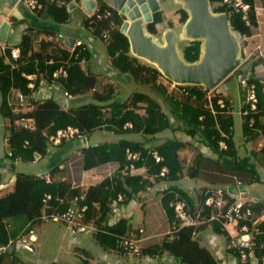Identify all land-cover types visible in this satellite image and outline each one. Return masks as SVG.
Returning <instances> with one entry per match:
<instances>
[{
	"label": "trees",
	"instance_id": "trees-1",
	"mask_svg": "<svg viewBox=\"0 0 264 264\" xmlns=\"http://www.w3.org/2000/svg\"><path fill=\"white\" fill-rule=\"evenodd\" d=\"M39 1L42 3V8L36 12L38 17L58 18L61 23L68 19L67 8L52 4L48 0ZM208 1L214 13L225 12L228 15L231 29L238 31L242 36L249 34L251 27L255 25V13L249 4L250 0H244L250 6V25H246L241 14L224 4L222 0ZM108 10L111 15L100 22L104 25L103 27L108 28V38L98 36L104 41L107 53L111 55L112 66L123 74V76L117 75V78L124 79L125 82L122 84L134 82L142 89L134 90L118 98L119 88L116 84L101 83L97 75L81 67L80 63L88 55L87 49L78 58H74L69 57L68 52L59 44L54 46L43 39L35 47L33 40L37 39V33L27 28L18 43L20 58L17 60L9 58L10 62L6 61L8 49H5L4 56H0V118H5L9 122L8 143L11 158L24 162L33 161L37 156L42 159L50 146L48 136L68 125L78 127L86 133L102 128L114 134H134L140 137L135 140L123 137L115 142L99 143L83 148L86 166L109 161H117L120 164L119 169L110 177L97 185L88 187L84 194L67 190L63 182H56L52 178L50 182H45L36 173H17L13 190L0 197V246L9 245L10 247L20 234L24 235L33 227L41 225L44 222L41 219L42 214L65 210L67 207L59 204V198L70 193L78 194L76 204L87 206L83 213V221L92 223L98 228L96 232H93L97 241L105 248L114 249L117 236L130 230L125 219H120L113 225L107 224L112 202L118 194L124 195V204H126L133 198H140L139 193L152 188L154 183L159 181L178 182L183 178L185 171L190 177H195L196 170L186 168L179 157L180 150L186 147L185 142L173 137L160 140L158 135L165 131L176 133L182 130L188 137L198 138V142L217 154L218 163L222 162L232 170L248 173L250 183L260 181V176L253 164L254 156L246 153L241 157L238 152L244 148L245 142L253 141L259 135L264 138V83L253 76L254 64L250 57L242 56L250 66L248 83L249 85L253 83L255 86L257 102L256 108L251 110L247 102L249 91L242 89L245 95L239 112L242 117L240 129L243 142L238 145L231 133L235 117L231 100L226 98L224 93H218L216 89L208 91L202 85L177 86L179 94L169 92L166 88L167 81L169 83L171 81L166 79L157 68L142 65L130 55L129 40L120 31L124 16L112 7ZM97 11L102 12V9L99 8ZM178 12L184 23L188 13L181 8ZM161 20L160 12H155L152 21L147 24L149 33H156L155 25ZM97 28L98 26L94 32ZM47 34L48 32L45 35ZM201 43V40H193L183 47L182 57L186 62H195L200 58ZM31 61H35L33 67L25 71L19 70L20 65ZM60 66L66 69L68 76L66 79L60 78L54 81L52 74ZM235 71L229 76L236 75ZM23 73L36 74L35 90L40 87V84L47 83V85L61 88L64 93L72 96L90 90L92 94L86 103L75 109H65L52 95L36 99L30 97L31 90L27 87L29 81ZM182 89L188 94L181 91ZM145 90L150 92L144 93ZM12 91L29 96L26 104L32 106L29 114L35 120L34 130L30 131L19 126L18 120L22 112L15 111L16 104L8 102V96ZM153 91L155 95L151 96L149 93ZM219 99L223 100V107L218 104ZM245 110H248L247 114L243 113ZM251 119L252 123H250ZM127 123L130 127H125ZM220 140L225 142L226 149L219 148ZM25 141L28 145L24 144ZM64 141L60 144H64ZM150 141L152 145L147 147ZM126 149L137 153L138 158L127 159ZM152 151H156L163 157L162 163L154 162ZM258 155L264 157V145ZM130 165L137 169L143 167L144 173H131ZM163 166L167 167L168 173L160 176V169ZM55 170L52 168L51 174ZM45 194L51 195L46 210L42 202ZM204 196L203 191L196 196H189L181 188L170 185L163 189L161 204L169 220L172 221L175 216L170 203L185 200L189 213H192L196 199L202 209L199 212L200 218L209 220L218 213L216 209L204 206ZM229 200L230 197L227 198V203ZM251 208L259 211L256 206ZM240 223H246L250 230L253 229L252 224L247 220ZM204 225L227 239L228 235L220 218L210 219ZM258 225L257 232H253L252 243L256 257L264 258V220ZM205 226L183 227L176 233L174 239L166 241L162 247H156V251L158 254L167 251L178 257L182 264H218L209 251L199 245L198 231ZM13 253L12 251L11 255ZM144 254L146 252L143 251ZM83 264L86 263L83 262Z\"/></svg>",
	"mask_w": 264,
	"mask_h": 264
},
{
	"label": "crops",
	"instance_id": "crops-1",
	"mask_svg": "<svg viewBox=\"0 0 264 264\" xmlns=\"http://www.w3.org/2000/svg\"><path fill=\"white\" fill-rule=\"evenodd\" d=\"M81 1L82 0L77 1L75 3L76 6L73 7L71 10L67 9V11L73 10L72 12H74V14L73 16H71L70 15L71 13L68 12V19L62 23L59 22L58 18H54V17L40 18L37 16L36 13L37 11H30L26 9L24 6L23 7L19 6V9L15 6L13 7L17 9L18 12L20 13V18H15L14 16L11 15V10H12L11 8L9 12L6 13V16L3 17V21H7L9 23L8 33L13 30L10 24L11 19H13L14 27L17 26V30H15V33H13L11 37H8V33H7V38L5 39L6 41L0 40V56L2 55L4 56L5 54L4 48L7 49V47L14 45L18 46V43L20 42L21 39V35L26 31L27 28H31V31L33 33H37V39L33 40V46L35 47L37 46L38 42H40L41 39H43V36H46L45 34L47 32H48L47 35H52L55 37L60 36L61 38L64 37L63 43L61 42V44H63L64 47L67 45L65 43V38L71 40L82 39V40H87V42H89L88 41L89 37L87 36L88 33L91 34L93 38L98 35L100 37H103V34L105 32L108 33V28H105L103 27L104 25L100 24V22H102L104 18L98 20L96 18V14L97 13L102 14L105 11H107L109 7L112 6L103 0H94L96 3L95 7L91 12H86L81 6ZM157 1L159 3L158 11L160 10L161 5L165 6V8L161 10L163 13L161 19L162 18L165 19L166 16L168 15V17L166 18L167 19L166 21L168 22H170L169 19L171 17V14L172 16H174V9L178 10L179 8H181V6L178 3H176L175 0H157ZM171 3L175 5V8L170 7V5H173ZM249 4L254 10L256 21H255V25L251 27L249 34L244 35L240 40V50L242 56H249L250 60L253 62L254 64V68L252 70L253 76L264 83V0H250ZM79 7H81V12H75L74 9L77 8L79 9ZM99 8L102 9V12L97 11ZM154 13L155 12H152V16ZM9 15H11L10 19L7 18V16ZM123 16L125 21L126 16L125 15ZM91 20L93 23L92 25H90ZM178 21H176V23ZM161 22L162 20L155 25L156 32L158 31V25ZM96 26H98V28L97 31L94 32ZM167 29L173 30V27L166 28V30ZM50 43L56 46L55 43L54 44L52 42ZM101 45L102 46L97 45L96 50H98L97 52L98 56L104 59V54L105 52L107 53L105 49L104 41ZM87 56L82 60V62L85 59H87ZM6 61L10 62V60L7 57H6ZM34 65H35V61H31L23 65H20L19 70L25 71V69L29 67H33ZM86 70L92 73L89 70V68H86ZM30 74L23 73V76L25 77V75H30ZM263 92H264V87H263ZM222 93H224L225 95V92ZM15 94L16 91H12L9 94L8 102L10 104L14 105L18 103ZM91 94L92 91L90 90L85 93H81L67 99L64 96V92L62 91L61 88L54 85L53 86L48 85L47 87V83L40 84V87L36 90V98L37 97L44 98L46 96L48 97L49 95H52L55 100L56 97H58L57 99H60L64 104V97H65L66 100L65 109H75L78 106L86 103L87 100L90 98ZM242 100L243 99L241 100L238 99V101L231 100L232 106L234 108L233 114L234 116L239 115L240 118V126L237 129L235 122L236 120L234 118V125L231 131L232 136L234 137V140L238 145L243 142L241 129H240L242 117H240V112H239V108L242 105L241 104ZM19 108L21 109L22 112L26 110L24 104H22V106H20ZM98 129L102 130L101 128ZM109 133L114 134L112 132ZM9 135H10V126L8 120L5 118H0V191H3L4 189L9 187L7 192L0 193V197L13 190L14 179L16 176L13 167H15L18 161H21L19 159L17 160L12 159L11 156L8 155V153L10 152L9 143H8ZM131 136H132L131 137L132 140L138 139L140 137L139 135H134V134H131ZM197 139L198 138L193 139L195 142V144L193 145V149L195 150V155L192 158L193 163L188 164L186 161L184 162V160H182V158L179 155L181 161L183 162L186 168L190 167L192 171L196 170L195 176L197 175L198 172V168L196 164L199 160V157H201L202 153L206 155V157H212L215 155L207 146L198 142ZM151 141L149 142V144L147 143L146 145L147 147L152 145ZM99 143L100 141H93L89 143L88 140H86L85 142L82 140H70V141H64V144L62 145L59 144L53 147H49L47 149V154L42 158L45 161L46 169L42 172H32V173L49 174L52 180L56 182H63L65 185L64 186L65 189L70 191L71 190L78 191L79 193L84 194L88 187L97 185L105 178L110 177L115 171L119 169L120 166L119 162L117 161H109L97 165L86 166L85 154L83 152V148H87L89 146H95ZM263 145H264V138L262 135H259L255 140L245 142L244 148L240 149L238 152H239V156L241 157L244 156L246 153L247 155L254 156L253 164L255 165L258 175L260 176V181L262 180L264 182V157L258 155V152L263 147ZM185 148H187V145ZM40 160H41L40 157L37 156L33 161H28V162L32 164H36ZM52 168L56 170L54 171V173L51 174L50 170ZM130 172L133 174L136 172L143 174L144 170L143 167H140L138 169L134 167V169H131ZM2 173H5L7 175L6 178L4 179L2 178ZM249 179H250V175H249ZM251 183H255V182H251ZM174 186L181 188L183 191H186V193L189 196H196L201 191H203V194H205L208 191H213L216 189H224V188L229 189L233 186H247L248 189V184L240 181L230 183L225 187L224 186L209 187V188L207 187L201 190H194L190 187H186L185 180L183 181L181 179L180 181L175 182ZM164 187L165 186L157 189V194H158L157 199H153L155 196L151 192L153 188L152 187L144 192L139 193V197L141 196L140 200H138L137 198H133L126 204H120L118 207L115 208V211H113V208H111V211L108 215V220H107L108 225H113L118 220L125 219L127 220L130 229L142 228L144 230L143 233L141 234L140 257L126 256L116 247L114 249L103 247L97 241V239L93 235V232L82 233L77 235L70 234L71 242L69 248L72 249L73 251L78 250V252L82 255L79 264H83V262H85L86 264H152V262H155L154 264H182L178 257H175L174 255H172L167 251L158 254V251H156V247H162V245L166 241L169 242L170 241L169 237L171 236V234L173 236L172 239H174L176 233L183 227L194 226L196 224L195 226H200L201 228L202 226H205L204 224H207V221H210V218L209 220L200 218L201 214L199 212L202 211V209L198 205V201L195 199L194 209L192 213H189V215L191 216L192 220L195 223L194 225H181V222L176 217H174V219L170 221L161 204L163 189H165ZM150 193L151 196L149 198L142 200V197ZM77 195L78 194L71 195L70 193H67L63 198H59V204L64 205L65 207H69L74 204L73 199ZM248 195L249 192L247 193V196ZM247 196L245 198H241L239 196L240 199H236L233 196H231L229 201H240L244 204L246 203V206L249 207L256 206L259 211H255V209L251 208L253 210V219L247 221L252 224L251 228L258 230L259 229L258 224L262 220H264V195L263 193H261L258 196L254 195L253 196L254 198L249 201H246ZM139 201L141 204H147L150 201H153V203L150 205L151 213L149 216L151 217V219L148 220V224H149L148 228H146L144 225H139L137 227H134L131 223V219L133 217L132 208L135 205V203H138ZM45 223H53L56 225L57 229H61L63 227L66 228L64 224L58 222H43L41 225H37L33 227L31 230H29L26 234H24V237L23 235L20 234L12 244L15 245V248L12 250L14 252L13 255H11L12 251H9L12 246L11 245L10 247H8L6 252L0 254V264H31L27 261H31L35 264H69L65 261L60 262L55 258L49 259L51 258V255L50 256L49 254L46 255L41 251L42 245L48 239L45 236L47 232V230L44 227ZM241 225L242 224L240 222H237L229 225L227 228L224 227L228 235L227 239H225V237L222 234L215 233L213 230L210 229V227L205 226L203 229L198 231L197 236L199 237L198 238L199 245L207 249L210 255L212 256V258H214V260L217 261L218 264H251V263H242L237 253L233 250L229 251V249L227 248L228 240L231 238V236H234L236 233H238V230ZM174 229L176 230L173 233H170ZM253 229L251 231L255 232ZM79 235H91L92 240L82 241L84 245L83 247H79L75 244L76 241L78 240ZM21 238L26 239L25 242L28 243L26 244L27 246H24V244H21L19 242ZM143 251L146 252V254L143 255ZM234 252L236 256L234 255ZM259 258H263V256H260Z\"/></svg>",
	"mask_w": 264,
	"mask_h": 264
},
{
	"label": "built area",
	"instance_id": "built-area-1",
	"mask_svg": "<svg viewBox=\"0 0 264 264\" xmlns=\"http://www.w3.org/2000/svg\"><path fill=\"white\" fill-rule=\"evenodd\" d=\"M50 3L55 4L57 6L65 7L68 9L70 4H75L79 0H48ZM224 4H227L233 8L235 12H239L241 14V18L245 22L246 25L249 24V11L250 6L248 3H246L244 0H222ZM19 6H24L26 9L30 11H38L42 8V3L39 0H18L15 4V7L19 9ZM20 11V10H19ZM119 14L120 11H117ZM151 18H152V13ZM110 11H105L104 13H97L96 18L98 20H101L107 16H110ZM92 20L90 21V25H92ZM93 30V29H92ZM103 38H108V33L103 34ZM44 40H47L49 42H52L53 44H60L62 48H64L67 52L69 57L78 58L84 51L87 49V40L77 39L72 41L71 45L69 46H63L61 42L63 43V38L60 36H52V35H46L43 36ZM8 49V59L17 60L20 58V48L16 45L7 47ZM5 51V48H4ZM261 55V53H260ZM52 62V61H51ZM50 62V63H51ZM238 70V71H237ZM250 66L249 64L243 59L241 64L236 68V80L241 87V89H247L249 91V94L247 96V102L250 105V109L254 110L256 108V102L257 98L255 95V86L254 84L248 83L249 81V72ZM68 76L67 71L65 68L60 66L57 70H55L52 74V79L55 81L57 79H66ZM27 80L29 81L27 84V87L31 90L30 97H33L36 99V90L34 89V81L36 79V74L32 73L30 75H25ZM173 86V85H172ZM176 87V86H173ZM186 95L188 92L184 89H182ZM65 97L68 99L72 97V95H69L67 93H64ZM18 103L16 104L15 111L20 110V106L24 104L26 107V110L22 112L18 124L19 126H22V128L27 130H34L35 129V120L34 118L29 114L30 110H32V106L26 104V101L29 99V96L17 93L15 94ZM218 104L223 107L224 102L222 99H219ZM19 111V112H20ZM244 114L248 113V110H245L243 112ZM253 120H250V123H252ZM125 127H130V124H125ZM63 140L70 141V140H82L86 141V135L85 132L81 131L78 127L75 126H66L64 128H60L56 130L54 134H51L48 136V141L50 146L53 147L56 145H59ZM25 145H28V142H24ZM220 149H226V144L223 140H220L218 142ZM152 158L155 163H162L163 157L159 155L156 151H152ZM9 156H11V152L8 153ZM126 156L129 160H135L138 158V154L130 151L129 149H126ZM131 169H134L133 165H130ZM168 173V169L166 166L161 167L160 169V176H164ZM38 176L42 179H44L45 182H50L51 177L49 174H38ZM233 196L236 199L239 198V194L235 195L232 194L228 188L224 189H216L213 191H208L205 193L204 196V206L213 208L217 210L218 215L212 216L210 219H221L222 226L227 228L229 225L237 223L238 221H244V220H250L253 219V210L251 207L246 206L244 203L240 201H229L227 203V198ZM51 195L45 194L43 196L42 202L44 204L45 210L47 209V203L50 201ZM74 205L67 207L63 211H52L49 213H44L41 216V219L44 222H58L61 224H64L66 228L69 230V233L72 235L82 234V233H92L96 232L98 228L92 224V223H86L83 221V213L86 211L87 206L86 205H80L76 204L78 202V196L74 197ZM125 197L123 194H118L117 198L113 201V211H115V208L118 207L120 204H124ZM171 206L173 208V212L175 217L181 222V225H194V221L192 220L191 216L188 212V206L187 203L184 200H176L171 203ZM196 225V224H195ZM194 225V226H195ZM176 229L172 230L170 233H173ZM255 232L257 229H253ZM143 229H130L124 232L123 234L117 236L116 238V248L120 250L123 254L126 256H133V257H140L141 256V248H140V241H141V234L143 233ZM253 231H251L247 224L243 223L238 233H236L234 236H231V238L228 240L227 248L229 250H233L237 253L240 261L242 263H251V264H264V258L256 257V254L254 253L255 248L253 247L252 243V236ZM24 237V235H23ZM173 238L172 234L169 237V240ZM25 238H21L19 242L21 244H24V246H27V242H25ZM9 245L7 246H0V254L6 252ZM31 264H35L31 261H27Z\"/></svg>",
	"mask_w": 264,
	"mask_h": 264
},
{
	"label": "water",
	"instance_id": "water-1",
	"mask_svg": "<svg viewBox=\"0 0 264 264\" xmlns=\"http://www.w3.org/2000/svg\"><path fill=\"white\" fill-rule=\"evenodd\" d=\"M17 1L0 0V13H8L12 8L11 15L20 18L18 10L13 8ZM104 1L126 16L120 31L129 40L130 53L154 64L173 86L202 85L208 91H226L227 85L223 81L243 61L240 50V40L243 36L231 29L225 12L214 13L208 0H175L188 13V18L183 23L184 38L202 42L200 58L195 62H186L177 48L179 37L175 31L165 30L164 41L160 43L152 33L145 30V26L152 21L150 12L159 9L157 0ZM95 5L94 0L81 1V6L86 12H91ZM75 6L70 4L68 9L71 10ZM8 30L9 23L3 21L0 24V40L7 38ZM72 41L65 38L67 46L71 45ZM57 98L56 101L65 107V97L64 104ZM229 191L235 195L239 194L241 198H245L248 193L247 186H233ZM150 196L151 193L142 197V200ZM14 248L15 245H12L9 251Z\"/></svg>",
	"mask_w": 264,
	"mask_h": 264
},
{
	"label": "rangeland",
	"instance_id": "rangeland-1",
	"mask_svg": "<svg viewBox=\"0 0 264 264\" xmlns=\"http://www.w3.org/2000/svg\"><path fill=\"white\" fill-rule=\"evenodd\" d=\"M170 7L175 8V5L174 4L170 5ZM164 8L165 6L161 5L160 10H159L161 13V17L163 14L161 10ZM74 10L75 12H81V7H79V9L77 8ZM72 11H68L71 13L70 14L71 16H73L74 14V12ZM5 16H6V13L4 12L0 14V24L2 23L3 17ZM167 17L168 15L166 16V18ZM7 18L10 19L11 15L7 16ZM166 18L165 19L162 18V22L158 25V31L155 34H153L154 38L160 41V43H162L164 41V32H165L164 30H166V28L173 27V30L177 33L179 37V40L177 41V48L179 52L182 53L183 47L186 44H188L191 40L187 39L186 37L184 38V30H183L184 24L182 23L181 16L178 10L174 9V16H172L171 14V17L169 19L170 22L166 21L167 20ZM176 21L178 22L176 23ZM10 24L13 30L8 33V37H11V35L15 33V30H17V26L14 27L13 19L10 20ZM145 30L146 32H149L147 25L145 26ZM87 36L89 37L88 39L89 42L87 44L88 56H87V59H85L83 62L80 63L81 67L84 70H86V68H89L92 74L97 75V77L99 78V82L101 83L106 82L110 84L111 83L116 84L119 88L118 98H122L123 96L128 95L130 92L134 90L142 89L140 85H136L134 82L122 84V82H125L124 79L117 78L118 77L117 75L123 76V74L118 69L112 66L113 60L111 58V55L105 52L104 59L98 56V53H97L98 50H96L97 45L102 46L101 44L103 43V40H101L99 36H96L93 38L92 35L89 33ZM1 41H6V40H1ZM130 55L134 57L142 65L157 68L154 64L150 63L149 61L143 58L135 56L132 53H130ZM225 80L223 82L224 83L226 82L228 86V89L225 91V97L228 99L234 100V101H238V99L239 100L243 99L245 92L239 86L236 80V75L233 74L227 77V79ZM167 86L168 87L166 88L169 92H173V94L174 93L179 94L177 90V86L173 87L172 83H169L168 81H167ZM185 86H189V85H185ZM146 92L148 93L150 92V90H145L144 93ZM149 94L151 96H154L155 92L153 91ZM137 104H140V103H137ZM234 118L236 120L235 122H236V129H237L240 126L239 115H235ZM85 135H86V140H88L89 143L93 141H100V143H105V142L109 143V142H114L115 140H118L123 137L125 138L132 137L131 134H125V135L111 134L104 129L99 130L98 128L90 132H87V133L85 132ZM158 137L160 140L161 138H165V137H173V138H176L178 140L185 142L187 145V148H183L179 152V155L182 158V160H184V162L186 161L188 164L193 163L192 158L195 155V150L193 149V145L195 144V142L192 138L185 135L182 130L177 131L176 133H170L169 131H165L164 133L158 135ZM216 159H217V154H215L212 157H206V155L202 153L201 157H199V160L196 164L198 168L197 175L195 177H190L186 174V172L183 174L182 180L183 181L185 180L186 187H190L194 190H201L207 187L208 188L218 187V186L225 187L226 185L230 183L240 181V182H245L246 184H248L249 195L247 196L246 201L252 200L254 198L253 197L254 195L258 196L261 193H263L264 195V190H263L264 182L262 180L259 182L250 183L249 174L241 172V171L232 170L230 167H228L222 162L217 163ZM13 169H14V173L16 174L20 172H31V173L32 172H42L46 169V165L43 159H41L36 164H32L28 161H25V162L18 161L15 167H13ZM6 176L7 175L5 173H2L3 179L6 178ZM174 183L175 182L164 181V180L159 181L158 183H154L152 191H151L155 196L153 199L158 198V194H157L158 188L165 186L164 188L166 189L170 185L174 186ZM8 189L9 187L4 189L3 191H0V193L7 192ZM137 199L140 200V198H137ZM152 203L153 201H150L147 204H141L140 201L138 203H135V205L132 208L133 217L131 219V223L134 227H137L139 225H144L146 228L149 227L148 220L151 219L149 215L151 213L150 205ZM44 227L47 230L45 236L48 239L42 245L41 251L45 253L46 255L48 254L49 256L51 255V258L49 259L55 258L60 262L65 261L69 264H79L82 255L78 252V250L73 251L72 249L69 248L70 247L69 245L71 242V236H70L69 230L65 227L61 229H57L56 225L53 223H45ZM84 240L91 241L92 236L91 235H79L78 240L76 241L75 244L79 247H83L84 244L82 241ZM154 263L155 262H152V264Z\"/></svg>",
	"mask_w": 264,
	"mask_h": 264
},
{
	"label": "clouds",
	"instance_id": "clouds-1",
	"mask_svg": "<svg viewBox=\"0 0 264 264\" xmlns=\"http://www.w3.org/2000/svg\"><path fill=\"white\" fill-rule=\"evenodd\" d=\"M27 79V78H26ZM42 174V173H41ZM44 174V173H43ZM38 175V174H37Z\"/></svg>",
	"mask_w": 264,
	"mask_h": 264
}]
</instances>
